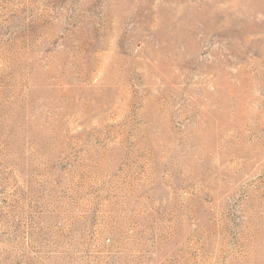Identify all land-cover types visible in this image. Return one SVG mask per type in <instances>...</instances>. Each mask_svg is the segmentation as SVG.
Here are the masks:
<instances>
[{"label": "rangeland", "instance_id": "obj_1", "mask_svg": "<svg viewBox=\"0 0 264 264\" xmlns=\"http://www.w3.org/2000/svg\"><path fill=\"white\" fill-rule=\"evenodd\" d=\"M0 264H264V0H0Z\"/></svg>", "mask_w": 264, "mask_h": 264}]
</instances>
